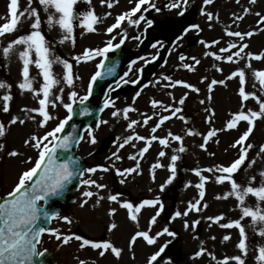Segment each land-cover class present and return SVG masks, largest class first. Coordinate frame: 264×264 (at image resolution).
Returning <instances> with one entry per match:
<instances>
[{"label": "rangeland", "instance_id": "374dc122", "mask_svg": "<svg viewBox=\"0 0 264 264\" xmlns=\"http://www.w3.org/2000/svg\"><path fill=\"white\" fill-rule=\"evenodd\" d=\"M194 1H198L196 7H193V0H188L186 7L183 5V0H180V8H170V5L175 2V0H152L160 11H156L155 9L144 11L142 8L141 12L145 16V21L140 23V29L131 27L127 22H124L121 29H116L111 35L117 36L118 43L120 40L119 33L122 30H126L129 39L125 42L123 47L132 51L134 55L144 53L145 50L142 45L138 44V41L135 40V44L131 40L133 36H136L138 31H141L138 35L140 39L145 35L146 44L148 42L146 36V34H149L148 32L154 34L155 39L163 38L165 44L166 42H170L171 47L169 52L166 51V53H168L166 54L168 63L166 66L158 67L154 70V73L162 78L163 83L153 82L150 87L141 89L138 98L134 96L137 90V88L135 89L134 87L131 93L135 102H129V107L135 108L136 111L140 109L143 113L150 115L156 111V108L154 109L151 106V102L154 99H162L164 105H167L169 103L163 98L167 96L168 93L173 94L175 91H180V97H186V99L181 108L182 111L179 112L178 115L187 119V117L192 114L196 123L193 131L198 132L199 135L188 136V130L183 129L185 120H177L173 134H178L182 137V144L176 141L175 147H172V149H178L181 146L183 147V145H187V153L183 154L182 152H174L172 150V154H170L169 149L165 148V157L159 158L158 154L160 148H153L147 156L144 155L142 158L139 156L137 157L140 162L138 172L134 174L132 181L128 179V181L126 183L124 181L121 186L120 181L123 178H118V181L112 178L115 169H125L124 167L129 168L132 167V165L136 167V161L130 160L128 157L136 155L139 149L145 146L144 142L133 141L135 147L127 145L125 148L120 149L118 147L117 138H120V140L124 138L119 136L121 131H116L110 146H106L103 149L100 148L101 154L95 156L93 154L94 144L90 143L87 136L86 141L78 148V153L87 160V169L92 168L93 163H98L110 167L111 170L106 173H87L84 180L94 179L97 183L106 185V187L103 189H97L95 187L89 188L88 186L79 188L72 202L67 205L64 211L59 215L60 219H55L48 229L55 231L61 237L68 235H79L82 237L79 225L81 226L83 223L90 224L83 226L86 233L93 235L94 239H103V242L106 240L111 242L115 247L121 249L122 253L120 258L117 259L109 250L104 257H101L99 255L100 250H93L91 247L86 246L82 249L80 247L82 241L73 239L69 241L68 244H64L62 239L57 240L46 231L41 239V247L52 250L57 258L58 264H79L81 260L86 261L87 264H148L149 257L158 252L165 244H167V247L154 264H169V262L170 264H217V261H220L219 259H211V256L208 255L209 249H207L203 256L193 259L198 249L201 248V245L207 248L205 244L209 242L200 239V236L199 238L194 236V238H191L192 241H190L189 235L180 231V228L184 227V220L188 219L189 214L187 216L181 215L175 219L173 217H175L177 211L183 214L187 210L189 202H194L195 198L197 200L199 199L194 179L196 178L198 181H196V184L199 183L200 180L199 177L197 178L192 174L193 168H195V170H201L205 168H215L217 165L228 166L239 156V148L241 146L238 145L237 148H232L231 145L239 139L244 131H246L248 127L247 122H239L236 129L221 131V129L226 127L232 115L237 114L242 107L241 97L238 95L240 87L238 77L233 80H228L227 77L234 71L244 69L246 73V92H255L258 96L264 95L261 93L258 82H255L256 86L253 87L254 80L252 77L253 70L264 71V60H249L247 56L248 53L256 55L264 52V30H262L264 29V25L259 24L260 17L255 14L259 12L261 16H264V0H257V3L254 5L250 4L249 0H240L239 4H237L235 0H214L212 4L207 6L204 5L203 0ZM112 2L114 3V7L108 8L106 4L101 6V0H91V5L81 0L74 8L78 9L80 13H85L94 9L96 16L101 18L95 25L96 31L89 33L86 29L80 28L79 20H77L74 22L75 26L73 32L75 43L69 40L64 44H59L57 42L62 37V31L58 26L49 30L46 22L47 14H45L42 7L38 5V0H33V7H36L38 12H40L42 21L41 31L51 45L52 55L65 59L73 65L74 88H68L63 82L60 85V87L64 88L63 99L65 103L70 102L67 97L72 90L77 91L80 95L87 94L86 82L88 76L98 63L97 57L87 61L81 59L79 62L74 60L73 57H82L86 49H97L100 48L103 43H106V41L111 38V36L106 34L107 28L115 23L116 16L133 8L136 0H133L132 3H129V0H119L118 4H115V0H112ZM9 3L10 0H0V26L10 22ZM27 7V0H19V11H23ZM144 7H147V5ZM245 8L250 9L247 15L244 13ZM202 10L212 13L214 16L213 20L209 21L205 15H202ZM181 11L184 12L183 16L180 15ZM107 13H111V15L107 16ZM140 14L141 13H137L136 17H133V19H137ZM234 14L235 16H244V19L235 20ZM105 16H107L106 19H104ZM21 20L23 23L18 24L15 32L11 34L6 33L5 36L0 37V82H4L10 86V88L7 89H0V123L5 125V136L0 137V144L4 145L3 151H0V195L8 191L10 192L14 188L21 173L27 170L38 156V150L33 148L30 144L26 145L25 142L30 140L33 136L42 137L47 131H51L58 121L63 119L67 113L59 103L54 109L49 106V113L57 119L49 121L46 127L41 128L38 122L42 120V118L37 113H26L22 111V109L38 108V99L43 97L42 94L40 97H35L33 93L22 91L18 87L19 83L23 82V62L19 58V51L23 50V46H16L14 51L10 53L7 58L3 55L2 49L7 46L8 43L21 35L30 34V24L32 21L27 20L25 17H21ZM147 20L153 22L151 27H148ZM196 25H198L199 28L194 27ZM226 31H239L242 34L253 32L254 35L251 37L245 35L244 40L241 41L237 37L226 36ZM144 32H146V34H144ZM197 33L201 35L200 40L193 45L187 46V42L189 41L188 38ZM181 37H183V39H181ZM202 40L205 41L206 44L212 46L206 47L205 44H201ZM216 40H219L220 43L214 44L213 42ZM171 43L175 44V47ZM232 43H236L237 45L247 43L249 45V48L245 49V52L241 54L244 59H239L233 55V59L239 60V63L226 62V57L229 54H234L238 48L232 49V53H222L219 51L220 48L228 47ZM131 44L135 45L131 46ZM128 46L131 47L129 48ZM208 52H212L214 55H220L224 59L217 61L214 59V56H208ZM181 55L187 57V59L181 61L179 59ZM193 57L199 59L200 64L195 65L194 71H188L184 65H194ZM32 58L35 59L34 53L32 54ZM248 63L251 64V68L246 67ZM217 68L221 69V71H217ZM138 69H142V66ZM38 71L39 70L36 69L34 65L29 66L30 78H35L33 88L36 91H40L41 85L43 84V78L38 75ZM53 72L57 77H60L64 69L62 65L55 64L53 65ZM165 76L170 77L172 81L183 80L190 84L194 83L199 91L196 94L182 86H177L175 89L172 87L173 89L171 90H163L162 86L168 84V81L163 79ZM76 77H79V79H76ZM132 80L136 79L131 78L130 81ZM213 80L224 81V84L217 83L213 85L212 91L209 92V85ZM134 85L138 87L137 83ZM131 86H133V83H130V87ZM53 93L54 95H58V89L54 88ZM4 95H11L13 97V99L9 101V112L7 113L2 110L4 103L2 97ZM202 100L204 101L203 104L200 102ZM110 109L107 110L106 113L110 114ZM206 109L210 111H206ZM248 109L259 111V106L254 100L250 99L244 102V111L247 112ZM122 110L123 107L119 110L121 114L119 117L121 120L116 122V127L123 124L124 118ZM212 112L215 113L214 116H211ZM28 116H34L35 120L28 119ZM210 116L211 122H208ZM13 117L24 119L25 123L20 124L17 122V124L12 125L11 119ZM124 121L125 123L121 127L123 128L122 131L126 130V124L129 119H124ZM154 121L155 119L153 122ZM169 123L171 124L173 121ZM179 125H182L181 128H178ZM138 130L141 132L137 125L134 127L133 131L141 135ZM213 130L217 132V135L208 140L207 144H204V137L209 131ZM127 133H130V131L128 130ZM171 143H173V140H171ZM247 143L253 145V148L248 150L249 159L246 160L245 166H242V169L236 173L233 178L240 183L243 188L249 186L245 181L255 176L256 180L252 182L251 186L259 187L261 186V178L258 174L264 171V154L258 155L259 147L264 145V119L255 122L253 133L249 137V140L246 141V144ZM201 145H203V148ZM204 149H206V151ZM11 151H17L20 155L11 157L8 155ZM113 153H118L122 161H119L120 159L116 160L115 157H113L112 160H106L102 157L103 155L112 156ZM212 153L215 155H211ZM172 155L179 156L175 165L177 169L176 175L180 165L185 167V173L186 170H188V174L186 173L184 176L182 185H180L179 181L176 179V175L171 184H166L171 176L168 167L171 164L170 158ZM253 159L256 160V163L250 168H247L246 165ZM28 160H31V163H26ZM156 163H161L165 167L153 169L152 166ZM218 173L219 172H202L201 174L211 178ZM162 185H166L163 191H161ZM178 186L180 187L179 190H177ZM83 189H86L84 191H92L98 195H93L90 199L83 197ZM220 189L221 191L219 192ZM205 191L207 196L203 204L208 205L207 209L209 211L214 209V212L217 214L220 208H216L215 210V206H225L226 211L221 209L225 211V213L223 212L225 217L243 222L245 231L250 234L249 242H246L248 255L245 257L242 256V253L240 254L242 258L245 259V264H261L258 260V250L260 247H264V237L258 235L261 225L257 224V232H253L252 227H250V225H252L251 218L245 217L241 219V208L250 207L256 210L257 206H259L261 211L264 212V202H259L251 195L245 197V203L243 205H240L234 196H229L228 199H216L217 196H224L229 193L231 191V185L227 181L224 184H216L214 182V177L205 184ZM213 192L219 193L212 196ZM110 195H117L118 201L110 202L108 199ZM99 196H103L104 199L99 200L97 204ZM157 198H159L164 208L159 217H157V223L151 226L149 234L155 236L165 227H167L169 231L177 233L175 232L177 224L179 227L178 232H181L183 236L176 238V236L169 237L165 234L159 236L154 245H148L142 238H138L136 243L130 248L129 245L132 236L138 231H146L149 229V221L159 210V205L155 208L146 207L143 209V213L140 216L137 214V224L132 221L129 222V224H125L124 221L129 219L123 217L125 216L126 209L121 207V204L124 201L130 202L131 199V203L134 206H138L145 199ZM86 199L88 201L87 204L81 207V204ZM99 205L102 206L95 209V207ZM112 210H115V214L109 215V212ZM193 212L194 211L190 212V214H193ZM65 216L70 217V224L63 220ZM226 218H224L223 221H225ZM97 221L102 224L109 222V226L115 223L117 227L105 234L106 230H102V225L98 224L95 226L94 223ZM186 222L187 224H192V220H187ZM219 227V224L217 226L215 225L209 232V235L217 231ZM228 230L236 232L234 228ZM209 235L207 237H209ZM186 243L188 248L191 246L192 251L189 248L191 252L190 256H187L188 250L186 249ZM179 249L182 251L180 261L176 258V252H178ZM226 253L229 254V252ZM215 257L220 258V255L219 257ZM227 258H229V264H232L231 257L228 255Z\"/></svg>", "mask_w": 264, "mask_h": 264}, {"label": "snow or ice", "instance_id": "6c2138e0", "mask_svg": "<svg viewBox=\"0 0 264 264\" xmlns=\"http://www.w3.org/2000/svg\"><path fill=\"white\" fill-rule=\"evenodd\" d=\"M28 7L25 8L23 11H19V0H10L8 5L9 7V14H10V22L3 24L0 26V37L5 36L6 33L11 34L17 30L18 24H22L23 21L21 17H25L27 20L32 21L30 24V34L21 35L18 38L14 39L12 42L8 43L7 46L3 47V55L5 58L9 56L10 53L14 51L16 46H23V50L19 51V58L23 62V69H22V77L23 82L19 83L18 87L22 91H28L33 93L35 97H40L42 94L43 98L38 99V108L36 109H22V111L26 113H37L42 120H40L39 127L44 128L48 124L49 121L57 119L55 116L51 115L48 111L49 106L51 108H56L57 104L59 103L62 107L66 110L67 116L64 119L58 121L56 126L51 130L47 131L45 135L42 137L33 136L30 140L26 141V145H31L33 148L38 150V159L35 161V165L31 167L29 170L24 171L20 176L18 183L14 187V189L9 193L11 199H7L5 203H0V264H31L33 257L35 256H43L44 252H38L37 245L40 243V237L47 231L50 235L54 236L57 240H63L64 244H68L69 241L75 239L76 241H82L80 247L83 249L85 246H90L93 250H100L99 255L104 257L109 250L111 253L119 259L122 253V250L115 247L111 242H91L88 239H82L81 236H63L61 237L55 231L45 229L44 227L40 226L39 221L43 217L45 220L50 219H60L58 214H50L47 210H42L40 202H47L51 197H55L57 195H61L66 188V186L71 183L74 178H77L83 174L85 170L79 168V161L74 159L71 156H59V151L63 150L64 152H68L71 150L72 146L79 141L84 140L83 135H77V128L73 126L71 131L65 135H61L65 133L66 126L69 125V122L73 119V105L79 104L81 107V113L84 115H90L89 108L86 106V102L89 101L92 92H93V85H95L98 79H103L107 76H111L115 73V66L108 67L106 72L96 71L94 75L91 76L90 83L87 87V94L80 95L77 91L72 90L69 92L67 99L70 101L68 103L64 102L63 93L64 88L60 87L61 83L67 85L68 88H74V77H73V65L69 63L67 60L62 59L58 56H53L51 52V45L46 40L45 35L42 34L41 31V15L38 12L36 7H33V0H27ZM81 0H38V5L42 7V10L45 14H47V25L49 30L53 27L58 26L59 29L62 31V37L58 40L57 43L64 44L66 41L72 40L75 43L73 38L74 26L75 21L79 20V27L82 29H86L87 32L91 33L96 31L95 25L100 21L101 18L97 17L95 14L94 9L89 10L85 13H78L74 10V6L77 5ZM84 3L91 5V0H83ZM133 0H129V3H132ZM214 2V0H203L205 6L210 5ZM237 4L240 3V0H235ZM119 0H115V4H118ZM188 0H183V5L186 7ZM250 4H256L257 0H249ZM107 5L108 8L114 7V3L112 0H101V6ZM147 5V7H144ZM181 3L180 0H175L170 5V8H180ZM143 8L144 11H149L151 9H155L156 11H160L159 8L152 2V0H136L135 6L131 8L129 11L124 12L115 17V23L109 26L106 30V34L111 36L105 43L103 48L97 49H86L82 57L77 56L73 57L74 60L77 62L81 61V59L92 60L96 57H102L104 60L108 59V53L115 52L117 49H120L122 45L129 39L126 30H122L120 35V40L118 43H113L116 39L115 36L111 34L116 29H121L122 24L127 22V24L131 27H138L142 21H145V16L142 14L141 9ZM250 9L245 8L244 13L247 15ZM137 13H141L137 19H133L136 17ZM202 15H205L209 21H212L214 16L210 12H204L202 10ZM258 17H260L259 24L264 25V16H261L259 12L255 13ZM111 13H107V16H110ZM180 15L183 16L184 12L181 11ZM104 17V19L107 18ZM235 20H243L244 16H235ZM152 21L147 20L148 27L152 26ZM199 28L198 25L194 26ZM264 30V29H262ZM226 36L228 37H237L241 41L244 40L245 35L251 37L254 35L253 32L241 33L239 31H226ZM132 39L140 40L139 36H134ZM183 39V37H181ZM214 44H219L220 41L216 40L213 42ZM201 44H205L206 47H211L212 45L206 44L205 41H201ZM162 46V45H161ZM153 48H157V44L152 45ZM234 54H229L226 57L227 63H239V60H234L233 55L239 59H244L241 56L242 53L245 52V49L249 48L247 43H243L241 45H237L236 43L230 44L228 47H222L219 49L222 53H232V49H237ZM34 53L35 59L32 58V54ZM208 56H214V59L220 61L224 59L220 55H214L212 52L207 53ZM249 60H264V52L260 54L253 55L251 53L247 54ZM157 59V56H153L151 59H148L144 56L139 57V60H143L146 63H151L153 60ZM181 61L187 59V57L181 55L179 57ZM194 60V65H187L185 64L184 67L187 68L188 71H194L195 65L200 64V60L196 59L195 57L192 58ZM138 61H132L129 64V71L132 70L134 64ZM60 64L62 65L64 72L57 77L53 72V65ZM34 65L36 69H38V75L42 76L43 84L41 85L40 91H36L33 88L34 77L30 78L29 66ZM247 68H251V64H246ZM98 69L105 68L103 61L97 64ZM217 71H221V69L217 68ZM139 71H142L139 70ZM128 73H125L127 76ZM238 77V83L240 85L238 90V95L241 97L242 107L241 110L237 114H233L232 118L227 122L226 127L221 129V131L232 130L236 129L237 125L241 121L247 122V129L243 132V134L237 139L232 145V148H237V146H241L239 148V156L235 159L230 165L228 166H220L217 165L215 168H206L201 170H195L194 174L199 177L200 182L195 185L197 189H199V199L195 202H189L187 210L181 214V212L177 211L175 213L174 219L180 217L181 215L187 216L189 212L196 211L199 212L202 208L206 209L208 207L207 204H203L202 207L200 205V201H202L205 197V184L209 182L208 178L202 175V172H210L216 173L219 172L221 175L214 177V182L216 184H224L226 181L231 185V191L224 196H217L216 199H228L229 196H234L235 199L239 202L240 205L245 203V197L251 195L255 197L259 202H264V171L259 172V177L261 178V186L253 187L251 186L252 182L256 180V177H251L250 180H246L245 183L249 186L243 187L240 183H238L233 177L236 173H238L242 166H245L246 160L249 159L248 150L253 148L251 143H247L246 141L249 140V137L253 133L255 122L257 120L264 119V95H257L255 92H246L245 84H246V73L244 69H239L234 71L227 77L228 80H233ZM252 77L254 80L253 87L256 86L255 82H258L260 85L261 93L264 94V71L253 70ZM79 79V77H76ZM123 79V78H122ZM164 80L168 81L169 83L165 85V87L171 86L173 88L182 86L185 89H191L192 92H198L199 90L183 81H172L170 77L165 76L163 77ZM203 82V81H202ZM123 83H138V80L129 81L127 79H123ZM219 84H224V81H211L209 85V92L212 91V86ZM119 85V82L117 84ZM147 86V85H146ZM10 88L9 85L5 84L4 82H0V89H7ZM57 88L59 94L54 95L53 89ZM113 89H110L111 92ZM140 95L139 92L136 93L138 97ZM13 97L11 95H4L2 97L3 103V112H9V101H11ZM185 99H179V105H184ZM210 99V97H209ZM254 100L256 104L259 106V111H253L248 109L247 112L244 111V102L249 100ZM135 102V101H133ZM202 104L204 101H200ZM114 101L110 98L104 101L103 107L109 108L114 107ZM152 108L160 107L163 111L171 112V115L168 116H160L158 121L155 123V126L151 128V135L150 138H146L145 136L136 134V135H128L123 140L117 138L118 140V147L120 149L125 148L127 145H131L135 147L133 141H143L144 147L139 149L136 155H131L128 157L130 160L136 161V167L125 169L124 171H120L117 169L116 174L118 176L124 177L126 174L131 175L133 173H137L140 167V162L137 157H144V155L149 151V148L152 146L153 142H157L163 146L164 148L170 147V140L181 142L182 144V137L180 135H173L170 131L167 133V137L160 138L155 135L157 130L165 124L166 121L172 119L177 113L181 112L182 109L180 107L176 108H168L164 106L161 102L153 100L151 102ZM136 111L133 107H126L123 109V118L125 120L129 119V113ZM206 111H210L206 109ZM119 111H113L112 116L116 117L119 115ZM144 119L141 120H132L128 125L127 129H134V126H147L149 121L155 119L154 116L147 115L146 113H141ZM215 113L212 112L211 116H214ZM211 116L209 117L208 122H211ZM28 119L35 120L34 116H28ZM180 120H184L183 116L178 117ZM19 122L20 124H24L25 120L20 119L19 117H13L11 119V124L15 125ZM102 124H107L108 121H101ZM99 127V125H97ZM87 132V136L90 138V143L96 144V138L93 134L92 129L85 130ZM188 136H197L199 135L196 131H188ZM217 132L215 130L209 131L207 135L204 137V144H207L208 140L212 137L216 136ZM5 136V125L0 123V137ZM47 142V143H45ZM218 143V141H217ZM51 145V146H49ZM203 148V145H201ZM4 145L0 144V151H3ZM206 151V149H204ZM173 151L184 152V147H179L178 149H173ZM264 154V145L259 147L258 155ZM11 157H17L20 155L17 151H11L8 153ZM166 153L164 151H160L158 154L159 158L165 157ZM211 155H215L212 153ZM115 157L116 160L120 159L118 153H113L112 156L108 157L109 160H112ZM179 159V156L172 155L170 160L171 164L168 167V171L171 173L170 178L167 180L166 184H171L175 179L176 175V162ZM63 161V162H61ZM26 163H31V160L26 161ZM256 163V160H250V162L246 165L247 168H250L252 165ZM153 169L165 167L161 163H156L153 166ZM89 174H95L98 169L97 168H89L86 170ZM102 172H108V167H103L99 169ZM39 177L35 179L33 182L34 177ZM121 184L124 183L122 179ZM83 184L88 186L89 188L95 187L97 189H103L106 185L99 184L94 179H85L83 180ZM166 185L161 186V191L164 190ZM93 195H98L97 193H93L92 191H84L83 197L92 198ZM103 196H99L97 200V204L99 200H103ZM110 201H118L117 195H110L108 197ZM87 199L83 201L81 207H84L87 204ZM159 205V210L156 214L151 217L149 221V229L146 231H138L135 235L132 236L130 240V248L133 246L138 238H142L148 245H154L157 242V238L162 235H168L169 237H174L175 233L169 231L167 227L163 228V230L157 233L155 236L150 235L151 226L157 223V217L163 211V204L160 202L159 198L157 199H145L143 200L138 206H134L132 203L125 202L121 204V207L129 210V218L138 223V217L136 214L140 213L144 208H155ZM242 216L241 219L245 217H250L252 220V227L253 232H257V224H260L261 227L259 228L258 235L264 237V212L261 211L259 206H257L256 210H253L250 207H242L241 208ZM115 210L109 212V215H114ZM213 224H219L221 228L231 229L236 228L239 230V235L241 239L237 244V248L242 253V256L248 255L247 249V236L245 233V228L241 226L240 220H236L233 222L228 223H220L224 219L223 216L217 217H208ZM63 220L66 223H71L68 217H63ZM199 221H195L193 227L196 224H199ZM211 227V225H209ZM117 225L115 223L111 224L108 228V231L111 232L115 229ZM185 229L189 227L187 222L184 225ZM215 239V237H212ZM231 237L225 235L223 237L224 241L230 240ZM167 244L162 246L158 252L153 254L148 259V264H154L158 260V257L161 256V253L164 252ZM259 255L258 260L261 264H264V247L259 248ZM206 250L201 247L200 251H197L193 259L203 256ZM211 256L212 260H216V257L211 253H208ZM241 255H237L231 257L232 260L235 261V264H245V259L242 258ZM79 264H87L86 261L81 260ZM170 264V262H169ZM217 264H229V258H225L222 261H217Z\"/></svg>", "mask_w": 264, "mask_h": 264}, {"label": "water", "instance_id": "95a60500", "mask_svg": "<svg viewBox=\"0 0 264 264\" xmlns=\"http://www.w3.org/2000/svg\"><path fill=\"white\" fill-rule=\"evenodd\" d=\"M107 84H108V81H104V82L98 83V85L96 87V92H97V90L99 91V96L102 95V91L106 87ZM96 113L97 112L95 110L94 114L90 117V119L89 120H86L85 122H92V121H94V119H96V117H97V114ZM76 114L78 116L79 110L76 111ZM75 121H77V118H76ZM70 155L71 156H75L74 151L72 150V148L70 150ZM65 156H68V154L65 155ZM82 167H83V164L81 165V163H80L79 168L81 169ZM76 182H77V180H75L74 183H76ZM63 199H65V197H63ZM48 207L52 210L51 205H49ZM45 259L46 258H43V259L40 260V259L36 258L35 260L38 262V264H49Z\"/></svg>", "mask_w": 264, "mask_h": 264}, {"label": "bare ground", "instance_id": "6f19581e", "mask_svg": "<svg viewBox=\"0 0 264 264\" xmlns=\"http://www.w3.org/2000/svg\"><path fill=\"white\" fill-rule=\"evenodd\" d=\"M197 5H198V1H194V0H193V7H194V6L196 7ZM137 29H140V26H138ZM132 89H133V87H130V90H132ZM103 139H104V141H105V137H104V136H103ZM101 142H102V141H101Z\"/></svg>", "mask_w": 264, "mask_h": 264}]
</instances>
